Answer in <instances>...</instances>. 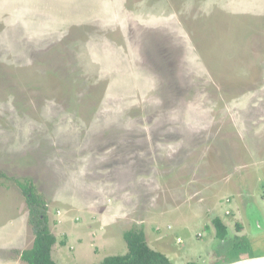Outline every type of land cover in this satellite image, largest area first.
I'll return each mask as SVG.
<instances>
[{"label":"rangeland","instance_id":"374dc122","mask_svg":"<svg viewBox=\"0 0 264 264\" xmlns=\"http://www.w3.org/2000/svg\"><path fill=\"white\" fill-rule=\"evenodd\" d=\"M0 172V264L34 240L15 178L56 264L133 226L172 264L264 257V0H0Z\"/></svg>","mask_w":264,"mask_h":264},{"label":"trees","instance_id":"16d2710c","mask_svg":"<svg viewBox=\"0 0 264 264\" xmlns=\"http://www.w3.org/2000/svg\"><path fill=\"white\" fill-rule=\"evenodd\" d=\"M0 178H7L0 172ZM9 180H11L9 178ZM21 190L28 207V221L34 233V240L31 248L20 253V259L26 264H56L51 251L57 243V239L49 229L48 207L43 195L37 192L35 186L28 179H12ZM215 237L224 240L227 228L223 222L216 218L213 220ZM123 240L127 247L124 255L105 257L98 264H172L167 256L152 249L146 242L144 230L141 227L133 226L123 233ZM241 242V241H240ZM242 242H248L247 239ZM194 264V263H188Z\"/></svg>","mask_w":264,"mask_h":264},{"label":"bare ground","instance_id":"6f19581e","mask_svg":"<svg viewBox=\"0 0 264 264\" xmlns=\"http://www.w3.org/2000/svg\"><path fill=\"white\" fill-rule=\"evenodd\" d=\"M240 264H264V259L261 260H243Z\"/></svg>","mask_w":264,"mask_h":264},{"label":"water","instance_id":"95a60500","mask_svg":"<svg viewBox=\"0 0 264 264\" xmlns=\"http://www.w3.org/2000/svg\"><path fill=\"white\" fill-rule=\"evenodd\" d=\"M261 259H264V257H261V258H251V259H244V260H261ZM243 260H238L237 262L233 263V264H240L242 263Z\"/></svg>","mask_w":264,"mask_h":264},{"label":"flooded vegetation","instance_id":"af4514ba","mask_svg":"<svg viewBox=\"0 0 264 264\" xmlns=\"http://www.w3.org/2000/svg\"><path fill=\"white\" fill-rule=\"evenodd\" d=\"M246 205H248V206H249V204H246Z\"/></svg>","mask_w":264,"mask_h":264},{"label":"built area","instance_id":"2783aa9c","mask_svg":"<svg viewBox=\"0 0 264 264\" xmlns=\"http://www.w3.org/2000/svg\"><path fill=\"white\" fill-rule=\"evenodd\" d=\"M179 241V240H178Z\"/></svg>","mask_w":264,"mask_h":264}]
</instances>
